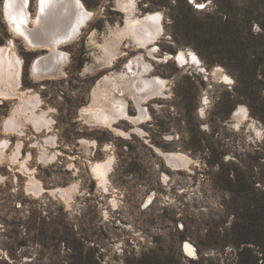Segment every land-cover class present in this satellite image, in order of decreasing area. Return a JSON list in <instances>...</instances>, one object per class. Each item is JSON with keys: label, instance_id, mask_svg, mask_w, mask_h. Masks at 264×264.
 Wrapping results in <instances>:
<instances>
[{"label": "rangeland", "instance_id": "rangeland-1", "mask_svg": "<svg viewBox=\"0 0 264 264\" xmlns=\"http://www.w3.org/2000/svg\"><path fill=\"white\" fill-rule=\"evenodd\" d=\"M37 1L30 0L32 16ZM129 1L82 0L93 15L77 39L60 47L69 55L65 74L36 79L30 65L45 50L29 47L10 30L0 0V46L22 60L21 83L0 99V261L77 264L67 258L65 240L50 236L41 247L25 235L28 225L36 228L45 218L49 231L56 221L85 236V264H93V253L101 264H137L150 251L161 264H190L197 248L204 257L237 264L238 250L226 235L251 202L264 204V123L244 103L233 102L234 79L221 65L207 67L184 44L182 31L172 35L168 10L185 0H132L133 16L161 14L155 57L118 31L132 17L124 9ZM186 1L198 10L215 9L212 0ZM253 30L259 31L257 24ZM110 39H120L121 53L99 69ZM139 54L152 66L148 74L165 80L163 91L143 102L140 122L119 118L108 127L86 121L80 110L99 109L93 106L99 92L124 95L128 114H138L128 84L120 82L123 73L126 80L134 75L136 68L125 65ZM87 64L92 68L84 70ZM106 76L112 80L103 81ZM256 88L264 96V84H252ZM30 95L37 105L24 107ZM32 114L47 124H34ZM8 117L19 126L7 128ZM193 120L200 130L191 133ZM135 126L141 130L131 131ZM154 147L180 153L187 162L169 165ZM217 159L223 167L214 164ZM185 241L195 254L186 253Z\"/></svg>", "mask_w": 264, "mask_h": 264}, {"label": "bare ground", "instance_id": "bare-ground-1", "mask_svg": "<svg viewBox=\"0 0 264 264\" xmlns=\"http://www.w3.org/2000/svg\"><path fill=\"white\" fill-rule=\"evenodd\" d=\"M29 3L30 0H3L2 12L4 20L10 30L23 38L29 47L45 50L44 53L37 55L33 59L30 65L31 76L36 79L62 76L65 74L64 67L69 60V55L60 47L77 39L82 27L91 19L93 12L86 8L82 0H38L36 13L32 16L29 11ZM133 6V2L130 0L124 9L132 17H128L122 29L118 27V31L124 34L130 33L129 35H131L137 48H143L148 55L155 57L154 50L156 47L152 46V43L161 33V14L159 12H149L142 16H133L131 15L134 9ZM31 21L32 25L30 24ZM110 40L103 47L106 49V55L99 69L112 65L113 60L118 57L121 50L120 39ZM180 57H182L181 53L177 55V58ZM21 62V58L16 53L9 55L6 52V48L0 46V99L13 95L21 83ZM89 66L87 64L84 70L92 68V66ZM125 66L128 69L132 68V70H134V67L136 68L133 71V73L135 72L134 75L129 76L130 80L129 78L127 80L124 79V77H128L126 73V75L122 74L123 78L120 85L128 84L127 91V86H125V89L122 88V91H126L129 94L138 114H128L127 101L124 95L118 96L113 93L112 95L106 93L103 95L99 92L93 101V106L99 109L90 110L89 107H86L80 110V114L84 116L86 121L91 124H101L110 127L119 118H125L136 125L142 119L145 111L143 102L163 91L165 80L158 76L150 75V73L148 74L152 66L144 59L143 55L139 54L131 58ZM108 79L112 80L108 76L102 80L107 81ZM35 97V95H30L24 100L23 106L35 107L37 105ZM28 119L34 124L43 125V123L47 122L43 115L37 114H32ZM5 126L7 128H17L19 125L16 123L12 124L10 117H8ZM139 130L141 129L135 126L131 131L137 132ZM154 149L169 165H181L187 162L188 158L180 153L163 152L157 147H154ZM184 248L186 253L195 254V247L191 243L185 241Z\"/></svg>", "mask_w": 264, "mask_h": 264}, {"label": "trees", "instance_id": "trees-1", "mask_svg": "<svg viewBox=\"0 0 264 264\" xmlns=\"http://www.w3.org/2000/svg\"><path fill=\"white\" fill-rule=\"evenodd\" d=\"M212 1L215 9L211 12L198 10L186 0L176 8H169L172 35L182 31L188 41L184 44L194 48L207 67L221 65L234 79L233 102L244 103L249 112L264 123V96L258 88L255 92L252 90V84H264V0ZM254 24L258 25L259 31L253 30ZM199 128V121L193 120L190 132H198ZM213 162L217 167H223L218 159ZM226 175V180L231 181L228 171ZM253 204L251 202L245 208L243 217L236 219L226 235L238 250L237 264H264V204L257 206V200ZM37 223L41 224L36 228L33 224L28 225L25 235H31L41 247L50 241V236H57V241L65 240L69 244L67 258L77 264H85V259L90 257L82 250L85 236H78L73 228H63L56 221H53L56 225L53 231H49L44 226L45 218ZM32 230H36L34 234ZM197 251L198 257L188 259L190 264H204L205 261L224 264L212 257H204L199 248ZM150 252L151 256L137 258V264H161L156 253ZM0 264L12 263L3 260ZM93 264H101V257L94 253ZM172 264H180V259Z\"/></svg>", "mask_w": 264, "mask_h": 264}, {"label": "snow or ice", "instance_id": "snow-or-ice-1", "mask_svg": "<svg viewBox=\"0 0 264 264\" xmlns=\"http://www.w3.org/2000/svg\"><path fill=\"white\" fill-rule=\"evenodd\" d=\"M201 7H202V5H201Z\"/></svg>", "mask_w": 264, "mask_h": 264}]
</instances>
